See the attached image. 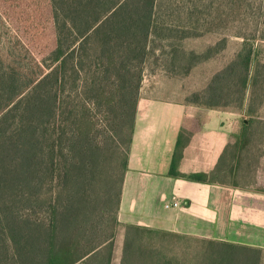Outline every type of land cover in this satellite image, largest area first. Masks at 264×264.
<instances>
[{"label":"trees","instance_id":"1","mask_svg":"<svg viewBox=\"0 0 264 264\" xmlns=\"http://www.w3.org/2000/svg\"><path fill=\"white\" fill-rule=\"evenodd\" d=\"M19 1L0 0L1 19L28 41L23 47L0 48V264H7L10 250L14 258L32 248L26 228L33 211L34 223L46 233L40 239L42 264H77L102 249L115 233L82 257L65 261L70 249L59 243L57 230L62 209L82 212L80 204H69L72 197L78 199L80 188L91 185L95 169L111 161L115 167L107 178L119 186L112 219L117 225L140 91L150 67L186 75L225 49L228 36L205 53L185 51L183 41L234 27V36L243 40L240 51L186 103L208 109L245 108L254 115L258 110L252 109L253 100L260 93L261 111L264 75L256 58L257 44L264 42V0ZM21 3L22 11L27 10L23 29L7 14L20 9ZM258 115L244 121L210 174L178 172L190 138L182 131L170 174L240 187L250 128L264 125ZM195 122L202 125L198 118ZM125 143L128 153L123 151ZM246 165L249 169L251 160ZM32 190L34 200L28 194ZM26 203L30 214L23 212ZM145 234L167 233L126 226L124 254L131 248L129 239L140 241ZM109 245L112 251L113 243Z\"/></svg>","mask_w":264,"mask_h":264},{"label":"crops","instance_id":"2","mask_svg":"<svg viewBox=\"0 0 264 264\" xmlns=\"http://www.w3.org/2000/svg\"><path fill=\"white\" fill-rule=\"evenodd\" d=\"M159 77L158 83L170 80L169 94L139 99L119 223L264 251V188H258L257 174L254 183L246 187L191 181L170 174L182 131L190 138L178 172L184 176L212 173L241 132L246 121L242 111L188 104L190 92L173 88L176 78L164 73ZM197 118L201 126L195 122ZM173 200H179L182 207L166 209Z\"/></svg>","mask_w":264,"mask_h":264},{"label":"rangeland","instance_id":"3","mask_svg":"<svg viewBox=\"0 0 264 264\" xmlns=\"http://www.w3.org/2000/svg\"><path fill=\"white\" fill-rule=\"evenodd\" d=\"M24 4L18 5L20 9L17 11L7 13L14 20V23H16V18L18 19L19 23H17V26L20 29L24 28L21 21L22 15L27 12V10L22 11L21 9ZM1 11L4 12L2 9ZM14 29L12 24L6 23V21L1 19L0 15V48L3 46L23 47V44L25 45L28 42L26 39L16 36ZM236 30V28L230 27L228 30L211 32L183 41L182 47L185 51L205 53L210 47L216 46L222 38L228 36L225 49L218 54H214L210 59L199 63L186 75L182 73L169 74L156 65L150 67L144 76L139 99L141 97H154L157 95L161 97L169 94L170 80L165 81V79L158 83V80L162 79L159 76L163 73L170 78H176L174 89L183 88L185 91L190 92L186 99L192 97L194 93L202 92L212 78L240 51L243 40L234 36ZM257 45L256 59L260 65L259 69L264 75V42L260 41ZM261 98L262 95L260 93L257 94L252 104V109L254 111L258 110L259 115L258 113L249 115L245 108L240 110L233 107V109L242 111L243 118H246V120L250 119V116L255 117L257 115L264 118V105L261 111L259 109ZM248 140L249 145L243 151L242 159L245 160H243L244 165L241 169L243 179L239 181L241 183L240 187L250 186L252 180V183H254L255 175L257 174V186L258 188H264V125L256 126L254 123L252 128H250ZM125 145L127 146V143L124 144L123 151L128 153V147ZM113 147L115 148L112 145ZM257 154V157H260L258 162L255 160V155ZM262 155L263 158L261 160ZM247 160L252 162L249 169L246 165ZM114 167L115 164L111 161H108L107 165L103 167L99 165V168L95 169L93 175L90 176L91 185L85 189L80 188L77 193L78 199L72 197L69 204L74 202L80 204L79 208L82 209V212L75 215L73 208L66 207L62 209V217H60L57 230L59 243L70 249L65 261H73L82 257L90 248L108 240L115 233L113 239L107 242L102 249H98L86 256L77 264H109V260L110 264H264V251L258 253L254 248L223 246L213 240L180 237L168 233L158 235L145 234L141 236L140 241L133 237L129 239L131 248L124 254L126 226H122L119 223L118 212L117 225L112 222L116 214L115 208L119 186L115 179L107 177L111 176ZM28 194L31 196L29 198L34 200V190ZM46 194H49V192L47 193L46 191ZM46 194L43 195L45 196ZM69 195H72V193ZM27 207L28 204L26 203L23 212L30 214ZM104 208L106 214L102 215ZM31 217L33 220L30 221V226L26 228V233L30 236L32 248L21 254L16 253L14 258L13 252L10 250L7 264H42L44 254L40 252L42 251L40 239L44 240L46 233L43 229H38L44 228L41 227L40 223H37V221L34 223V211L31 212ZM110 243L111 245L113 243L112 251L109 249ZM138 247H141V249H138ZM157 260L159 261L156 262Z\"/></svg>","mask_w":264,"mask_h":264},{"label":"built area","instance_id":"4","mask_svg":"<svg viewBox=\"0 0 264 264\" xmlns=\"http://www.w3.org/2000/svg\"><path fill=\"white\" fill-rule=\"evenodd\" d=\"M182 207V204L179 200H173L165 205L166 209H178Z\"/></svg>","mask_w":264,"mask_h":264}]
</instances>
